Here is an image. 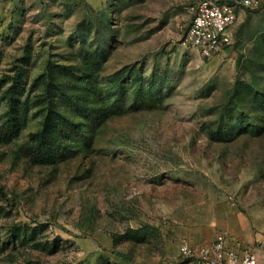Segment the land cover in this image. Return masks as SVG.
Instances as JSON below:
<instances>
[{
	"label": "rangeland",
	"instance_id": "rangeland-1",
	"mask_svg": "<svg viewBox=\"0 0 264 264\" xmlns=\"http://www.w3.org/2000/svg\"><path fill=\"white\" fill-rule=\"evenodd\" d=\"M192 3L0 0V264H188L182 225L234 207L264 226V10L204 56ZM118 99L90 146L35 156L49 113L71 132L80 102Z\"/></svg>",
	"mask_w": 264,
	"mask_h": 264
},
{
	"label": "built area",
	"instance_id": "built-area-1",
	"mask_svg": "<svg viewBox=\"0 0 264 264\" xmlns=\"http://www.w3.org/2000/svg\"><path fill=\"white\" fill-rule=\"evenodd\" d=\"M261 4L262 0H193L190 9L194 18L188 27L186 42L204 56L214 55L232 42L231 28L238 11ZM179 250L193 264H261L252 248L235 244L225 233L200 244L183 238Z\"/></svg>",
	"mask_w": 264,
	"mask_h": 264
},
{
	"label": "trees",
	"instance_id": "trees-1",
	"mask_svg": "<svg viewBox=\"0 0 264 264\" xmlns=\"http://www.w3.org/2000/svg\"><path fill=\"white\" fill-rule=\"evenodd\" d=\"M235 92L238 97H243L246 94L250 95L254 90L249 82L243 81L236 86ZM122 105L123 103L120 102V99L115 100L107 109L82 105L80 102V105L78 106H80L81 116L85 118V121H73V129L71 132L59 124L58 117L54 113H49L44 120L42 130L38 133V141L35 145L34 152L35 156L47 160L48 162H52L61 154L76 152L77 149L72 148L73 145L71 144L77 146L78 144L82 145L83 143L87 147L90 146L94 140L96 126L98 128L104 120L111 117V113L120 109ZM15 116L17 115L12 114V118L14 119H11V122H13L14 125L16 124L15 122L19 120V118H16ZM251 131L252 130H250V132ZM261 133L262 130L258 129L255 134ZM150 228V225L141 226L139 228H129L126 233L116 236L114 239L115 243L118 244L129 238L143 240L146 236L151 234Z\"/></svg>",
	"mask_w": 264,
	"mask_h": 264
},
{
	"label": "crops",
	"instance_id": "crops-1",
	"mask_svg": "<svg viewBox=\"0 0 264 264\" xmlns=\"http://www.w3.org/2000/svg\"><path fill=\"white\" fill-rule=\"evenodd\" d=\"M264 10V0L260 5ZM245 8L238 11V17L245 12ZM229 208V207H228ZM221 210L214 209L210 215L204 216L203 219L194 223L182 225L181 232L192 243H208L215 239L220 233L228 234V237L235 244L248 246L254 250L259 262L264 264V226H258L257 221L251 220L242 212H236L234 207ZM180 255V250L176 251ZM188 264H191L190 262Z\"/></svg>",
	"mask_w": 264,
	"mask_h": 264
}]
</instances>
